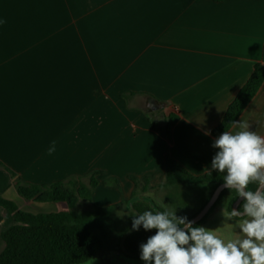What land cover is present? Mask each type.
<instances>
[{"label":"crops","instance_id":"0c3cea01","mask_svg":"<svg viewBox=\"0 0 264 264\" xmlns=\"http://www.w3.org/2000/svg\"><path fill=\"white\" fill-rule=\"evenodd\" d=\"M257 63L264 0H0V195L29 213L68 212L24 200L16 182L88 185L96 173L74 211H101L102 229L121 220L97 257L123 252L136 202L184 216L207 196L206 185L166 186V157L193 176L213 171V131ZM239 121L264 137V82ZM227 202L201 226H238ZM14 224L0 207V230Z\"/></svg>","mask_w":264,"mask_h":264},{"label":"trees","instance_id":"16d2710c","mask_svg":"<svg viewBox=\"0 0 264 264\" xmlns=\"http://www.w3.org/2000/svg\"><path fill=\"white\" fill-rule=\"evenodd\" d=\"M263 82L264 66L257 63L251 77L229 105L222 122L213 131L214 136L221 135L233 126V122L237 121ZM175 122L176 118L170 117L163 130L166 137L170 136L171 127ZM165 168L166 186L206 185L210 187L209 193L197 209L185 215L188 220L203 208L214 190L224 184V173L213 170L202 176H193L169 156L166 157ZM95 174L90 176L88 185L82 183V179H70L49 185L16 182V190L24 200L65 202L69 207L68 212L33 214L20 210L16 203L0 195V207L12 214L15 222L14 225L0 230V242L4 245L0 252V264H82L96 258L104 248V240L97 234L96 230L99 227L94 221L101 211L96 210L95 216L92 213L84 215L74 211L79 199L91 200L93 190L98 184ZM256 187L255 183L250 184L249 190H255ZM225 198L228 199L227 211L230 212L239 197L235 190L225 189L205 218L194 226L204 222ZM243 203L244 201L239 208H242ZM145 211L162 210L152 201L136 202L133 205L132 215L142 214ZM150 236V233L142 226L136 231L132 230L131 225L122 237L126 255L129 258L141 260L140 245L146 243Z\"/></svg>","mask_w":264,"mask_h":264},{"label":"clouds","instance_id":"9594fccd","mask_svg":"<svg viewBox=\"0 0 264 264\" xmlns=\"http://www.w3.org/2000/svg\"><path fill=\"white\" fill-rule=\"evenodd\" d=\"M233 123L241 130L225 131L214 140L218 151L211 170L224 173L223 187L243 198L242 208L223 211L229 221L239 218L243 238L226 241L215 230L177 216L176 209L145 211L133 215L132 230H157L140 245L146 264H264V137L246 122ZM54 151L53 144L49 155ZM253 183L256 189L249 190Z\"/></svg>","mask_w":264,"mask_h":264},{"label":"rangeland","instance_id":"374dc122","mask_svg":"<svg viewBox=\"0 0 264 264\" xmlns=\"http://www.w3.org/2000/svg\"><path fill=\"white\" fill-rule=\"evenodd\" d=\"M82 183L85 184V181H82ZM71 186V185H69ZM36 206H34L35 208ZM37 209V208H35ZM38 210V209H37ZM215 210V209H214ZM213 210V211H214ZM114 210L112 213L115 214ZM38 212H44V211H38ZM99 213V212H98ZM190 213V212H189ZM213 213V212H212ZM211 213V214H212ZM93 216H95V211L92 213ZM210 214V215H211ZM176 215L179 217H185L182 216V214L177 213ZM236 221L237 219L234 218ZM206 221V220H205ZM204 221V222H205ZM204 222H202L199 226H201ZM124 223L121 220L114 219L112 221L106 222L101 228H98L96 230L97 234L105 240V242L108 244L109 241H112V238L115 237V241H117V236L119 234V231L123 229ZM217 232L218 235L221 236V238L225 239L226 241L228 239H237V238H243L242 232L239 230V226H230V227H223V228H215L213 229ZM156 229L148 230L150 235H154L156 233ZM82 264H146L143 260H136L129 258L126 253L119 248L117 250L108 249L105 252H102V254L99 257H96L88 262L82 263Z\"/></svg>","mask_w":264,"mask_h":264},{"label":"water","instance_id":"95a60500","mask_svg":"<svg viewBox=\"0 0 264 264\" xmlns=\"http://www.w3.org/2000/svg\"><path fill=\"white\" fill-rule=\"evenodd\" d=\"M224 184L219 185L213 192L212 196L208 200V202L203 206V208L192 218L189 220L192 221L195 224L199 223L202 221L205 216L209 213V211L212 209V207L216 204L218 201L221 193L228 188L223 187ZM243 198H238L235 203L233 204L232 208L239 209L240 204L242 203Z\"/></svg>","mask_w":264,"mask_h":264}]
</instances>
